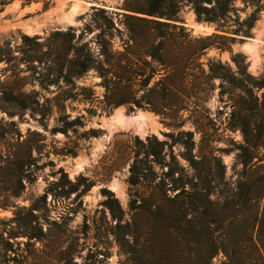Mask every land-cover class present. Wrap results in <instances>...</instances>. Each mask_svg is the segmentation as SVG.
Listing matches in <instances>:
<instances>
[{"label":"rangeland","instance_id":"374dc122","mask_svg":"<svg viewBox=\"0 0 264 264\" xmlns=\"http://www.w3.org/2000/svg\"><path fill=\"white\" fill-rule=\"evenodd\" d=\"M125 2L0 0V239L7 242L0 245V264H145L143 248L159 250L167 235L141 196L160 183L167 190L178 178L207 193L198 203L208 207V198L239 219L248 214L243 200L250 188L264 227V0L204 2L212 6V22L198 19L190 2L174 1L172 20L159 18L178 25L173 50L192 61L163 115L146 106L147 88L166 71L150 57L132 58L134 67L155 72L148 85L139 79L133 86L141 107H109L95 68L73 84L55 71L62 54L57 33L70 28L77 36L92 27L95 9L113 20L119 50L129 42V25L138 22L123 13L158 19L124 10ZM96 31L83 41H93ZM65 54L68 60L71 53ZM90 129L100 132L89 136ZM151 136L163 142V160L154 164L142 148L145 180L131 186L135 139L145 143ZM153 204L148 208L163 209L164 201ZM203 222L195 216L194 230L205 234ZM179 227L170 248L185 245L188 224ZM223 259L218 251L211 261Z\"/></svg>","mask_w":264,"mask_h":264},{"label":"trees","instance_id":"16d2710c","mask_svg":"<svg viewBox=\"0 0 264 264\" xmlns=\"http://www.w3.org/2000/svg\"><path fill=\"white\" fill-rule=\"evenodd\" d=\"M174 1L177 3L190 2L196 17L200 20L208 22L216 20L214 19L216 17H212V6L209 8L204 6V2L211 3L212 0H130L129 3H124V10L143 13L158 19L134 17L123 13L125 17L135 18L138 22L135 25H129L131 26L128 31L129 42L124 43L122 50H119L113 46L112 31L115 29L113 20L105 10L95 9L97 19L93 20L92 27H86L77 36L70 28L65 32L57 33L61 36L58 52L62 53L57 54L55 58V71L58 77H62L66 84H73L75 79L81 77L89 69L95 68L101 74L102 84L106 90V103L109 107L120 104H128L130 107L134 104L136 107H141L140 102L134 99L133 86L139 79L143 85H148L155 72L152 67L147 73L142 67H134L136 63L132 58L134 55L140 58L150 57L162 64L166 71L152 87L147 88L146 106L151 111L163 115L166 100L170 95H176L179 92V88L185 81L183 69L188 68L192 62L188 56L185 60L179 59L180 52L173 50L171 40L175 38L173 31L178 28V25L159 20V18L172 20L177 12ZM139 2L145 4V7H140ZM219 18H221L220 15ZM94 29L97 31L93 41H83V36ZM156 39H158L157 43H155ZM91 42L94 43V47ZM65 53L68 55L71 53L68 60L64 59V56H67ZM191 55H194V51ZM97 57L101 60L96 61ZM262 78H264V73ZM261 84L264 85V80ZM157 87H160V92H156ZM78 122V119L71 121L74 125L76 123L82 126V123ZM99 132L100 129H90L85 133L95 136ZM163 145V142L155 136L147 137L145 143L138 138L135 139L136 158L129 168L128 177V183L131 186H137L141 180H145V167H143L142 160L138 158L142 148H144L145 155L152 156L151 161L154 164L161 165ZM172 182L173 184L167 190L177 192L171 195L167 193L165 185L160 183L154 185L147 196L145 194L141 196V204L144 203L147 206L144 210L156 222L160 219L161 226L167 235L165 244L159 245V250L154 246L150 247L151 251H148V246L143 248V253L149 258L145 264H214L211 260L218 251L225 256V259L218 264H264V227L260 225L263 224V218L250 188H248L250 192L243 200V204L248 207V214H243L245 216L239 219L238 213L227 214L224 210L226 207H219L215 201V205L212 206L213 202L208 198V207L198 203V196L206 197L207 193L200 189L202 193L198 194V190L190 189L186 179L184 181L180 178L173 179ZM158 200L164 201L163 209L160 206H156L155 210L148 208ZM187 215H191L190 221ZM199 215L204 218L203 223L205 224H202V227L205 226L207 229L205 234L200 233V230H194V219ZM182 222L188 224L185 245L175 246L176 249L170 248L176 235L181 234L179 226ZM239 223L243 224L241 229ZM256 226H258L257 229ZM219 229H221L220 232H218ZM146 234H148L147 231ZM152 234L157 240L159 237L157 233ZM4 244L6 245L7 242L0 239V245ZM158 252H161V256H158Z\"/></svg>","mask_w":264,"mask_h":264},{"label":"bare ground","instance_id":"6f19581e","mask_svg":"<svg viewBox=\"0 0 264 264\" xmlns=\"http://www.w3.org/2000/svg\"><path fill=\"white\" fill-rule=\"evenodd\" d=\"M144 130V129H143ZM140 131L142 132V129L140 128ZM145 131V130H144Z\"/></svg>","mask_w":264,"mask_h":264}]
</instances>
